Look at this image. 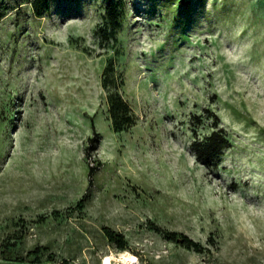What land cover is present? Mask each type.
Listing matches in <instances>:
<instances>
[{
    "label": "rangeland",
    "instance_id": "obj_1",
    "mask_svg": "<svg viewBox=\"0 0 264 264\" xmlns=\"http://www.w3.org/2000/svg\"><path fill=\"white\" fill-rule=\"evenodd\" d=\"M34 2L0 0V264H264V0Z\"/></svg>",
    "mask_w": 264,
    "mask_h": 264
},
{
    "label": "trees",
    "instance_id": "obj_2",
    "mask_svg": "<svg viewBox=\"0 0 264 264\" xmlns=\"http://www.w3.org/2000/svg\"><path fill=\"white\" fill-rule=\"evenodd\" d=\"M48 5V0H35L34 11L37 16H42L44 9ZM114 0H108L107 17L112 22V26L117 28L121 13ZM110 112L113 119L114 128L117 131L125 130L135 123V116L128 102L120 95V93H112L109 95ZM98 134L90 139V149L94 150L99 141ZM230 140L224 130L214 131L207 140L196 143L195 148L199 160H206L210 163L220 160L223 152L230 147ZM98 167L90 169L91 177L95 176ZM108 235H113L108 231ZM165 237L171 241L178 242L188 249H199V243L192 240L189 236L178 232H165ZM122 250L126 249V245L122 243L119 246Z\"/></svg>",
    "mask_w": 264,
    "mask_h": 264
},
{
    "label": "bare ground",
    "instance_id": "obj_3",
    "mask_svg": "<svg viewBox=\"0 0 264 264\" xmlns=\"http://www.w3.org/2000/svg\"><path fill=\"white\" fill-rule=\"evenodd\" d=\"M103 264H139V258L129 251H121L107 255Z\"/></svg>",
    "mask_w": 264,
    "mask_h": 264
}]
</instances>
